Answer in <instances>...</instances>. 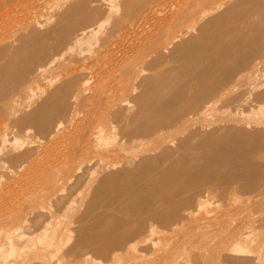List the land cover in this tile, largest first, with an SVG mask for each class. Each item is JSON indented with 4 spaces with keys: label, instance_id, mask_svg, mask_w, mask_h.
<instances>
[{
    "label": "bare ground",
    "instance_id": "bare-ground-1",
    "mask_svg": "<svg viewBox=\"0 0 264 264\" xmlns=\"http://www.w3.org/2000/svg\"><path fill=\"white\" fill-rule=\"evenodd\" d=\"M24 1L0 0V191L27 221L0 264H46L63 217L72 260L264 264V0Z\"/></svg>",
    "mask_w": 264,
    "mask_h": 264
},
{
    "label": "rangeland",
    "instance_id": "rangeland-1",
    "mask_svg": "<svg viewBox=\"0 0 264 264\" xmlns=\"http://www.w3.org/2000/svg\"><path fill=\"white\" fill-rule=\"evenodd\" d=\"M33 2H34V0H29L28 2L24 1L21 5H19L16 8V11L17 10L19 11V8L24 9L28 5H32ZM0 33H1L0 34L1 36H4V34H6V32L4 30L3 31L1 30ZM3 192H4L3 190L0 191V194L2 193L1 194L2 196L0 195V202L3 203V204L0 203V216H1L0 221L2 222V219L4 218L3 216H6L7 214H8V217L6 216L5 217L6 219L5 220L3 219L4 222H2V223L0 222V231L4 227V229H6L7 231L10 230L12 233L14 232L16 234L15 238H23L25 236V229H26L27 221L25 220V218L23 216L15 215V213H12L14 210H16L18 201L22 197L23 192L19 189L12 190L10 192V194H12V195H10L9 193H6V192L3 193ZM80 192H81V190H80ZM82 192L83 193L85 192L84 189ZM79 193H78V195H79ZM5 194H7V195H5ZM9 195H10V197H9ZM78 195L75 198L74 204H77L78 200L80 199V197H78ZM80 195H83V194L80 193ZM6 199H8L9 202ZM5 200H6V202H8V204L6 202H4ZM10 201L12 202V205H11ZM47 202L49 203V205H51L50 208H49V205H47L48 204ZM41 207H42V209H44L46 211H52V208H51L52 204H51V201H48V199H45L41 202ZM79 207H80L79 210H81L80 214L82 212L85 214H88V213L92 212V210H94L93 204L90 202H83L82 204L79 205ZM209 209L216 210L217 207H215L214 205H210ZM9 213H10V215H9ZM62 219H64V221L62 223H58L55 225L56 233L54 234V236H48V237L42 238L41 241L45 244L38 245V246L44 245V247L40 251V256L42 257L44 263H46V264H126L128 262L127 264H151L152 254H150V253L143 255L144 257L143 256L141 257L140 255H136L133 253H129V255L123 254V255H120L118 258L114 259L113 261H107V260L105 261V258H102L98 255H93V254H91V255L89 254V256H85L83 258H78V259H73V260L69 259V257L65 253V248L69 245L71 240L68 237V234L66 232V228H70L71 226H74L75 222L73 220L67 219L65 217H63ZM54 220L55 219L51 220L50 223L53 224ZM56 221H57V219H56ZM188 221H189L188 219H185L181 222H172L170 224L174 225L176 227H180L182 223H184V222L186 223ZM154 225H156V230L154 232V236H153L154 238L152 237L153 238L152 242L161 243L162 241L163 242L166 241L167 237L172 238V239L175 238L177 228H175L173 226L168 227V228H164V224L159 223V222H155ZM93 242H95V241H92V240L88 241V245H90ZM25 246L30 247V245H25ZM30 254H31L30 249H27V251L23 254H20L16 258V260L17 261L22 260L23 262L27 261V259L31 256ZM137 257H141V258H137ZM7 258H13V257L8 256ZM129 259H131V260L128 261ZM186 261L189 262V260H186ZM187 262H186V264H189Z\"/></svg>",
    "mask_w": 264,
    "mask_h": 264
}]
</instances>
